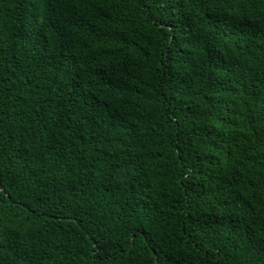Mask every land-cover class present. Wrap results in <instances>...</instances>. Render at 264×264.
I'll use <instances>...</instances> for the list:
<instances>
[{
  "label": "trees",
  "instance_id": "1",
  "mask_svg": "<svg viewBox=\"0 0 264 264\" xmlns=\"http://www.w3.org/2000/svg\"><path fill=\"white\" fill-rule=\"evenodd\" d=\"M0 264H264V0H0Z\"/></svg>",
  "mask_w": 264,
  "mask_h": 264
}]
</instances>
